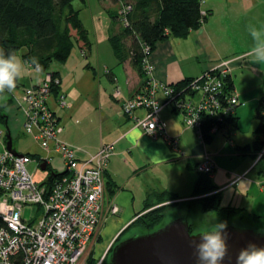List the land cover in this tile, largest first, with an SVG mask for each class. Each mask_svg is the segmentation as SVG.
<instances>
[{"label":"crops","instance_id":"crops-1","mask_svg":"<svg viewBox=\"0 0 264 264\" xmlns=\"http://www.w3.org/2000/svg\"><path fill=\"white\" fill-rule=\"evenodd\" d=\"M108 2L112 19L110 38L112 33L118 32L119 25L113 16L118 12L119 5L114 1ZM202 10L207 13V18L200 29L192 32L187 39L171 38L161 43L153 53L150 62L154 66V78L159 85H173L201 77L216 69L224 60L240 58L233 63L231 72L235 93L242 104V110L236 112L238 128H228L220 132V136H214L210 143H202L196 133L185 125L183 115L174 113L168 107L163 110L161 118L167 125L168 137L179 139L182 155L173 150L167 139L149 137L136 124V119L144 116L143 111H137L134 116L123 112L125 102L141 90L143 80L129 61L118 65L114 52L112 55L116 62L114 66L105 65V70L110 81L120 89V99H115L112 94L114 102L110 101L101 93L100 84L89 92L74 90L75 95L85 97L84 104L88 107L89 117L94 120V134L88 135L93 136V139L87 145L88 151L77 147L82 151L79 156H94L101 146H114L106 171L107 202H114L119 207L121 220L124 219V222L121 221V230L135 220L152 193L168 192L177 195L178 201L192 198L200 176L196 166L206 155L211 156L215 166L209 176L217 193L221 195L222 207L243 210L247 214L264 218V149L258 151L252 148L258 126L255 112L260 100L264 98V64H257L246 55L253 46L247 26L252 24L264 28V0H206ZM87 66L86 69L94 70ZM111 68H122V81ZM238 71L243 75L242 90L238 89L236 81ZM60 79L59 93L53 96L55 107L50 106L64 128L62 140L73 146L77 143L71 136L74 127L71 114L75 115V98L71 101L72 111L61 113L62 108L57 104L58 97L64 95L67 98L69 93L62 87L61 74ZM157 100H164L161 92L157 94ZM250 112L254 117L252 123L247 118ZM6 114L9 123H17L22 128V115L17 109L10 107ZM247 146L250 148L239 150ZM110 188L113 193L108 191ZM111 217L109 215L107 221ZM104 226L100 232V241L106 240V245L99 260L105 256L107 248L118 234L106 238ZM92 258H95L94 254Z\"/></svg>","mask_w":264,"mask_h":264},{"label":"built area","instance_id":"built-area-1","mask_svg":"<svg viewBox=\"0 0 264 264\" xmlns=\"http://www.w3.org/2000/svg\"><path fill=\"white\" fill-rule=\"evenodd\" d=\"M205 3L206 0H201L202 5ZM131 9L130 5H122L119 11L120 20L126 26L127 13ZM202 15L206 17L207 13L203 11ZM239 59L224 60L216 68L217 76L207 75L196 80L191 91L193 95H187L179 104L185 125L198 132L202 143V113L222 120L234 115L236 107L242 105L237 93L225 96L222 91L223 78L231 74L233 63ZM146 70L150 78L148 86L125 102L123 110L129 116L143 111L144 116L136 119L137 127L149 137L165 138L173 148L180 149L179 139L168 137L167 125L161 118L165 108L173 107V101H168L172 89L156 82L150 58ZM35 71L40 72L39 68ZM59 85L58 79L47 74L14 98L13 105L22 115V128L46 152L44 157L33 158L15 149L10 151L7 136L5 138L0 132V142L3 141L0 153V264H90L108 216L120 212L114 202H107L106 171L114 146L103 145L94 156L80 159L81 149L62 140L64 128L49 103L53 87ZM159 92L163 101L157 100ZM113 97L121 98L119 88ZM57 104L62 109L68 107L64 95L58 97ZM220 132L219 125L210 129L213 136ZM32 164L37 165L36 171L42 170L43 164L47 166L49 178L46 182L38 184L34 180L29 172ZM214 168L211 156L206 155L196 166V171L200 175H211ZM32 205L39 206V212L35 220L27 222L23 212L26 206ZM104 259L105 256L100 260L94 258L97 264H102Z\"/></svg>","mask_w":264,"mask_h":264},{"label":"trees","instance_id":"trees-1","mask_svg":"<svg viewBox=\"0 0 264 264\" xmlns=\"http://www.w3.org/2000/svg\"><path fill=\"white\" fill-rule=\"evenodd\" d=\"M76 1L84 3L86 0H0V50L5 55L12 53L16 56L25 50L22 58L26 65L34 67V69L39 68L41 73L52 75L53 78L60 81L61 85L60 73L49 72L52 63L54 61L66 63L70 59L76 43L79 44L85 57H88L92 51L93 44L80 19V11L74 7ZM112 1L119 5L118 12L113 16V20L119 25V28L117 33H112L109 40L118 65L129 61L140 79L143 80V86L138 93L144 90L150 82L146 62L158 46L171 38L187 39L192 32L202 27L203 21L207 18L202 15L201 0ZM122 5L132 7L131 11L127 13V26L120 20L119 11ZM33 58L36 63H32ZM207 75L214 77L218 75V72L214 69L198 78L186 79L173 85L166 84L173 92L168 101H173L172 111L174 113H183L179 104L186 99L187 95H193L191 91L195 81ZM223 79L225 84H223V95H233L235 89L232 75H227ZM200 84L203 83L200 81ZM60 85L53 87V96L59 93ZM27 87L21 80H18L14 92H6L0 96V124L6 125L8 129L7 143L10 136L12 147H14L13 137L8 126L9 117L6 111L13 105L16 94L20 93L19 95H21ZM19 90L21 91L18 92ZM1 97L6 100H1ZM175 103L179 106L177 107ZM238 107H236L234 115L222 120L210 114H201L204 143L208 144L214 139V136L210 135V129L215 125H219L221 132L228 128H238L239 119L236 116ZM255 119L258 121V126L252 148L262 151L264 149V98L259 102ZM247 148L250 147L239 148V150ZM216 190L217 188L213 185L209 175L199 176L192 197L199 198L196 204L201 207L203 212L217 213L227 217H240L244 214L255 222L264 221V218L247 214L243 210L222 207L221 195ZM108 191L114 192L111 188ZM177 200V195L168 192L150 194L143 210L136 215L135 220L123 232L137 227L145 230L143 234H148L162 228L165 211L169 207L179 206ZM190 228V232L193 234L191 224ZM109 261L110 257L105 258L102 264H109ZM90 264H97V261L91 258Z\"/></svg>","mask_w":264,"mask_h":264},{"label":"rangeland","instance_id":"rangeland-1","mask_svg":"<svg viewBox=\"0 0 264 264\" xmlns=\"http://www.w3.org/2000/svg\"><path fill=\"white\" fill-rule=\"evenodd\" d=\"M109 0H86V3H82L81 1L74 2V7L76 10L81 11L80 19L88 31L89 38L92 42V51L88 57H85L80 49L79 44H75L74 50L70 59L66 63H59L54 61L49 70L50 73L59 72L62 77V87L63 89L69 93V97L66 98L68 107L66 109H60L62 112H71L72 105L71 101L75 98V115L71 114L73 118V132H71V136L77 140V143L73 146L75 148L79 147L88 151V146L93 139L94 134V120L88 113V107L84 104V98L80 95H75L74 90L77 92L80 91H88L94 89L100 84L101 93L110 98V101L114 102L111 98V95L117 90V86L110 81V78L106 74L105 65H113L116 62L115 57H113L112 52L113 48L109 40V33L112 27V19L109 15ZM112 0H110L111 2ZM86 4V5H85ZM113 4V3H112ZM111 7V6H110ZM93 16V17H92ZM93 18V19H92ZM205 20L203 21V24ZM202 24V26H203ZM25 50L20 52L17 57L23 61L22 55ZM90 66L92 69H86L85 66ZM112 67V66H111ZM114 73L119 76L120 81H122V68H111ZM46 73H41L35 71L34 67H30L24 64V72L21 82H23L26 86L32 87L33 83H36L44 79L46 77ZM154 75V71H153ZM242 73L237 72L236 81L238 84V89L242 90ZM96 77V78H95ZM95 78V79H94ZM252 80V79H250ZM19 90L18 92H20ZM83 93V92H81ZM80 94V93H79ZM19 95V93H18ZM86 96V95H85ZM53 97L49 100L51 106L55 107V103L53 101ZM1 100H6V98H2ZM11 107H14L12 105ZM57 107V106H56ZM17 109L16 107H14ZM58 108V107H57ZM60 108V107H59ZM242 110V105H240L237 110ZM18 111V110H17ZM19 112V111H18ZM124 112V110H123ZM125 113V112H124ZM126 114V113H125ZM88 118V119H86ZM249 122L253 121V113H249ZM70 119V115H69ZM72 121V119H70ZM246 118H244V121ZM10 128V133L12 130L13 137V146L12 149L16 150L20 154H28L33 158L37 156L44 157L46 152L41 148L39 143H37L33 137L27 135L23 128L12 123L8 124ZM191 129V128H189ZM193 130L196 135L199 137L198 132L195 129ZM0 132L3 133V136L6 138L8 129L5 124H0ZM67 131L65 129V135ZM221 133L215 135V137L220 136ZM4 140V139H3ZM169 143V142H168ZM170 144V143H169ZM171 145V144H170ZM172 146V145H171ZM1 148H3V141L0 142V153ZM173 148V146H172ZM175 152H178L182 155V150L178 148H173ZM181 152V153H180ZM80 159H87L90 157L89 155H80ZM36 164H32L29 166V172L33 175L34 180L38 184H42L46 182L49 178V172L36 171ZM199 201V198H190L184 201H176L179 206L169 207L165 211L164 220L162 222V227L179 219H185L188 223L193 227V235L202 234L204 231L210 229L213 225L220 222H226L227 227L237 228V229H246V230H254L258 233L264 234V221L255 222L249 216L242 214L240 217H227L222 216L217 213H205L202 211L201 207L196 203ZM172 203V202H170ZM169 203V204H170ZM39 212V206L32 205L26 206L23 212V218L27 222H32L36 219ZM122 214H117L111 217L104 225L103 231L105 237L114 236L117 233L120 234L124 229L121 228V221L124 222V219L121 220ZM182 217V218H180ZM123 224V223H122ZM121 230V231H120ZM120 231V232H119ZM145 232V230L141 228H132L125 232L127 237H134L137 235H141ZM97 242L94 251V257L99 260L101 257V252L103 251V247L106 245V240H101Z\"/></svg>","mask_w":264,"mask_h":264},{"label":"water","instance_id":"water-1","mask_svg":"<svg viewBox=\"0 0 264 264\" xmlns=\"http://www.w3.org/2000/svg\"><path fill=\"white\" fill-rule=\"evenodd\" d=\"M8 149L12 151V141L8 137ZM46 171L47 166L42 165ZM190 223L185 219L173 221L148 234L130 237L118 243L112 250L109 264H197L190 246L192 240L200 242V235L190 232ZM228 252L222 264H235L239 251L250 243L264 248V234L254 230L227 227Z\"/></svg>","mask_w":264,"mask_h":264},{"label":"clouds","instance_id":"clouds-1","mask_svg":"<svg viewBox=\"0 0 264 264\" xmlns=\"http://www.w3.org/2000/svg\"><path fill=\"white\" fill-rule=\"evenodd\" d=\"M247 30L253 39V46L246 53L254 59L257 64H264V28H257L249 24ZM15 54H8L0 50V96L6 92H14L17 81L22 79L24 64ZM32 63H36L32 59ZM227 223L220 222L213 225L200 235V242L191 241L193 254L197 264H222L227 258L231 261L228 252ZM235 264H264V248L249 244L239 251L235 258Z\"/></svg>","mask_w":264,"mask_h":264},{"label":"flooded vegetation","instance_id":"flooded-vegetation-1","mask_svg":"<svg viewBox=\"0 0 264 264\" xmlns=\"http://www.w3.org/2000/svg\"><path fill=\"white\" fill-rule=\"evenodd\" d=\"M127 234H125V232H121L120 234H117V236H115L114 240L112 241V243L110 244V246L107 248V251L105 252V258H108L111 256L112 250L113 248L120 242H122L123 240H126L130 237H127Z\"/></svg>","mask_w":264,"mask_h":264}]
</instances>
